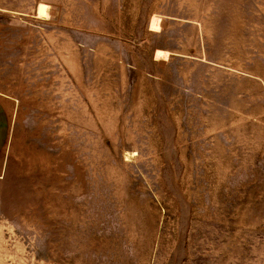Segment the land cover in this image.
<instances>
[{
  "label": "rangeland",
  "instance_id": "1",
  "mask_svg": "<svg viewBox=\"0 0 264 264\" xmlns=\"http://www.w3.org/2000/svg\"><path fill=\"white\" fill-rule=\"evenodd\" d=\"M0 264H264V0H0Z\"/></svg>",
  "mask_w": 264,
  "mask_h": 264
}]
</instances>
